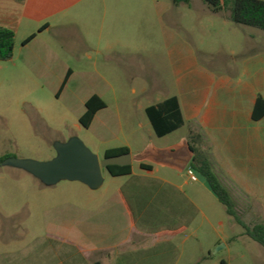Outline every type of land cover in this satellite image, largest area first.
Wrapping results in <instances>:
<instances>
[{
  "label": "crops",
  "instance_id": "crops-1",
  "mask_svg": "<svg viewBox=\"0 0 264 264\" xmlns=\"http://www.w3.org/2000/svg\"><path fill=\"white\" fill-rule=\"evenodd\" d=\"M175 1L0 0V28L16 36L14 58L7 62L15 65L18 60L39 79L64 87L87 76L76 71L75 64L91 63L95 76L90 85H111L99 68L128 65L136 56L160 51L162 38L168 39L177 89L167 99L180 102L189 129L186 139L191 130H198L201 155L229 191L237 213L240 201L242 215L253 226L264 224V117L254 118L258 98L264 99L262 35L197 1L208 16L205 32L223 34L231 29L248 38L246 45L239 42L230 51L228 65H212L210 57L200 65L194 48L175 42L176 30L165 23L166 19L176 23L178 10L191 9L194 0ZM94 95L104 101L95 92L83 98L80 120ZM107 109L96 115L91 127ZM117 148H128L132 154L129 146L111 149ZM138 164L132 165V174L113 177L119 180L115 190L100 193L90 207L73 204L57 212L34 248L49 257L35 263L193 264L202 251L211 258L221 243L231 248L234 238L220 234L208 238L216 230L215 207L203 203L209 196L218 199L193 181L189 170L180 173L156 165L145 170Z\"/></svg>",
  "mask_w": 264,
  "mask_h": 264
},
{
  "label": "rangeland",
  "instance_id": "rangeland-1",
  "mask_svg": "<svg viewBox=\"0 0 264 264\" xmlns=\"http://www.w3.org/2000/svg\"><path fill=\"white\" fill-rule=\"evenodd\" d=\"M197 1L201 0H194L191 9L178 10L176 23L168 19L165 23L176 30L175 42L194 48L200 65L207 63L209 57L212 65L214 62L228 65L230 51L236 50L239 42L245 44L248 38L243 32L235 33L231 29L223 34L205 32L203 25L208 16ZM257 33L262 35L264 45V32ZM167 41L163 37L160 51L136 56L128 65H116L109 70L99 68L111 85H90L88 81H94L95 76L91 63L81 67L75 64V70L87 76L64 87L39 79L18 60L15 65L0 62L1 154L19 160L48 162L57 155V143L78 138L103 160L108 149L124 145L137 155L149 146L164 149L181 143L188 137L187 126L159 138L145 111L175 95L177 89ZM93 92L103 96L108 109L87 129L80 121L85 109L81 100ZM138 165L133 163L134 167ZM103 176L104 184L99 190L71 181L48 186L22 168L0 166V264H24L27 260L29 264H37V259L45 258L47 253H38L34 248L43 241L57 212L73 204L88 208L100 193L113 191L118 186L119 180L106 170ZM209 197L203 206L215 207L216 230L208 238L220 234L234 238L235 243L229 250L221 243L212 251L211 258L202 251L193 264H223V261L225 264H264V247L246 235L245 229L227 214L218 200ZM237 206L242 221L252 227L251 220L242 215L240 201Z\"/></svg>",
  "mask_w": 264,
  "mask_h": 264
},
{
  "label": "trees",
  "instance_id": "trees-1",
  "mask_svg": "<svg viewBox=\"0 0 264 264\" xmlns=\"http://www.w3.org/2000/svg\"><path fill=\"white\" fill-rule=\"evenodd\" d=\"M213 13H228L230 20L243 27H248L264 32V0H202ZM177 4H190L191 0H176ZM16 45L15 33L11 30L0 28V62H7L14 58ZM107 108V104L98 95H94L86 103V113L81 118V124L89 129L96 115ZM146 115L155 134L159 138L169 136L185 126V118L178 98L173 97L162 103L146 109ZM264 117V99L260 96L255 107L254 118L259 120ZM195 157L190 164L192 169L201 173L212 185L217 194L218 201L226 208L227 214L235 219L246 231V235L254 242L264 247V224L249 227L242 221L236 211V204L229 191L221 184L212 165L207 158H203L200 151L202 135L198 130H191L188 138ZM130 153L128 148H117L106 151L105 158ZM9 156H4L0 151V163ZM145 170H152L154 165L142 163ZM112 177H121L132 174V166H111L107 171Z\"/></svg>",
  "mask_w": 264,
  "mask_h": 264
},
{
  "label": "water",
  "instance_id": "water-1",
  "mask_svg": "<svg viewBox=\"0 0 264 264\" xmlns=\"http://www.w3.org/2000/svg\"><path fill=\"white\" fill-rule=\"evenodd\" d=\"M55 149L56 157L48 162L19 160L10 157L0 163V166L22 168L48 186L56 185L62 181H71L80 182L91 190H98L104 184L103 170L108 171L111 166L128 167L135 162L149 163L180 173L189 170L195 175L198 182L217 197L211 183L201 173L190 167L195 152L188 139L169 148L159 149L149 146L144 152L137 155L127 153L103 160L78 138H72L66 143H57Z\"/></svg>",
  "mask_w": 264,
  "mask_h": 264
},
{
  "label": "built area",
  "instance_id": "built-area-1",
  "mask_svg": "<svg viewBox=\"0 0 264 264\" xmlns=\"http://www.w3.org/2000/svg\"><path fill=\"white\" fill-rule=\"evenodd\" d=\"M189 174H190L193 181H197V178L195 177V175L191 171H189Z\"/></svg>",
  "mask_w": 264,
  "mask_h": 264
}]
</instances>
